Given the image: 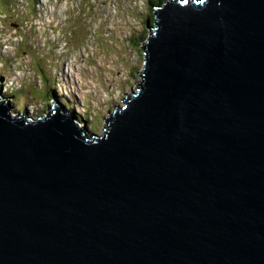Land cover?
<instances>
[{
	"label": "water",
	"instance_id": "1",
	"mask_svg": "<svg viewBox=\"0 0 264 264\" xmlns=\"http://www.w3.org/2000/svg\"><path fill=\"white\" fill-rule=\"evenodd\" d=\"M153 11L102 133L0 91V264H264V0Z\"/></svg>",
	"mask_w": 264,
	"mask_h": 264
},
{
	"label": "rangeland",
	"instance_id": "2",
	"mask_svg": "<svg viewBox=\"0 0 264 264\" xmlns=\"http://www.w3.org/2000/svg\"><path fill=\"white\" fill-rule=\"evenodd\" d=\"M7 1L0 0V21L4 19L5 22L0 25V44L9 39L18 44V49L12 50L8 47L10 42L6 41L0 53L5 58H0V91L11 104V111L36 117L56 103H63L77 116L79 125L88 134L102 133L109 112L117 105H123L128 94L139 86L146 60L144 46L150 37L147 31L143 39L139 38L144 28L142 19L153 18L150 26H156L157 19L150 11V0H97L93 1L92 9H84L82 0H73L74 23L65 21L64 0H56V7L37 8L39 14L33 21L9 13V10L31 12L25 11L20 0H9V6H4ZM59 24L65 34L53 30ZM134 39H141L138 48L131 46ZM35 51L38 52L35 56L42 58L39 65L43 67L46 63L44 75L37 72V64L30 60ZM8 53L12 60H8ZM45 56L47 58H43ZM21 84L22 91L19 90V96L13 99L12 90L8 89L13 85L19 89ZM30 86L38 88L35 90ZM50 90L52 94L47 97L45 92ZM44 101L48 102L44 111H37L36 105L42 108Z\"/></svg>",
	"mask_w": 264,
	"mask_h": 264
},
{
	"label": "trees",
	"instance_id": "3",
	"mask_svg": "<svg viewBox=\"0 0 264 264\" xmlns=\"http://www.w3.org/2000/svg\"><path fill=\"white\" fill-rule=\"evenodd\" d=\"M36 1V0H35ZM163 1H165V0H150V5H151V9H150V11L152 12V14L153 15H155L154 14V12H153V6H155V5H157L158 3H163ZM6 5H8L9 6V0L7 1V2H5L4 3V6H6ZM9 8H11V6L9 7ZM14 10H9V13H11V12H13ZM147 20H149V19H142V25L144 26V28H143V32H142V35L139 37V38H141V39H143L146 35H147V31L149 32V28L147 27ZM149 22L150 23H153L154 21H153V18H151L150 20H149ZM0 23L3 25V24H5V22L1 19V21H0ZM0 24V25H1ZM9 31V30H8ZM10 32V31H9ZM141 39H138L139 41L141 40ZM137 39H134L132 42H131V46L132 47H135V48H138L139 46H140V43H139V41H136ZM10 42H12V45H11V48H13L14 50H16L17 51V49H18V44L14 41H10ZM24 43L26 42V40H24L23 41ZM1 45L2 44H0V53L3 51V49L5 48V45L3 44L2 46H4L3 48L1 47ZM71 46H69V48H70ZM2 48V49H1ZM38 52L37 51H35V53H34V55L31 57V61H33L34 63H36L37 64V66H38V70H37V72L38 73H42V75H44L43 74V72H44V70H46V63L45 64H43V67H42V64L41 65H39V60H40V58L41 57H36L35 55H38L37 54ZM7 55H9L8 57H9V59L8 60H12L11 58H12V56L8 53ZM0 58H2V59H5V58H3V57H1L0 56ZM34 58L35 59H37V61L35 62L34 61ZM43 58H47V56H45V57H43ZM7 59V58H6ZM42 59V58H41ZM133 70V69H132ZM133 73V71H131L130 70V73ZM41 83H42V80H41ZM30 88H33V89H35L36 90V88H38V87H31L30 86ZM8 90H12L13 92L11 93L12 94V98L14 99V98H17L18 96H19V90L20 91H22V84L20 85V87H19V89H17L16 88V85H13L11 88H9ZM39 90V89H38ZM52 90H50V91H48V92H45L46 94H47V97H49L51 94H52V92H51ZM6 94L8 93V91H4ZM3 92V94H5ZM12 99V100H13ZM14 101V100H13ZM27 102H28V100H27ZM14 103H15V101H14ZM28 103H30V102H28ZM30 104H33V102L32 103H30ZM47 104H48V102L47 101H44L43 103H42V108H40V107H38V104L36 105V109H37V111H39V109H40V111L42 110V111H44V108H46V106H47ZM16 109L18 110V109H20L19 107H16Z\"/></svg>",
	"mask_w": 264,
	"mask_h": 264
},
{
	"label": "bare ground",
	"instance_id": "4",
	"mask_svg": "<svg viewBox=\"0 0 264 264\" xmlns=\"http://www.w3.org/2000/svg\"><path fill=\"white\" fill-rule=\"evenodd\" d=\"M107 11V10H106ZM3 20V19H2ZM115 21V20H114ZM112 23V22H111ZM123 30V29H122ZM42 31V30H41ZM120 31V30H119ZM21 33V32H20ZM2 36V35H1ZM50 36V35H49ZM19 38V37H18ZM20 45V44H19ZM34 49V48H33ZM7 50V49H6ZM18 53V52H17ZM20 60V59H19ZM69 65V64H68ZM48 72V71H47ZM11 77V76H10ZM55 77V76H54ZM74 78V77H73ZM10 92V91H9ZM11 92H13V91H11ZM2 95V94H1ZM2 98H3V100L10 106V108H12L11 107V104H9L6 100H5V98L2 96ZM37 100V99H36ZM14 103V102H13Z\"/></svg>",
	"mask_w": 264,
	"mask_h": 264
},
{
	"label": "clouds",
	"instance_id": "5",
	"mask_svg": "<svg viewBox=\"0 0 264 264\" xmlns=\"http://www.w3.org/2000/svg\"><path fill=\"white\" fill-rule=\"evenodd\" d=\"M63 104V103H62ZM64 105V104H63ZM64 107H66V105H64ZM66 110H67V108H66ZM68 111V110H67ZM70 114H74L72 111H68ZM75 115V114H74ZM76 116V115H75ZM75 122H77L78 123V119H77V116L75 117ZM79 124V123H78ZM79 126H81V125H79Z\"/></svg>",
	"mask_w": 264,
	"mask_h": 264
}]
</instances>
